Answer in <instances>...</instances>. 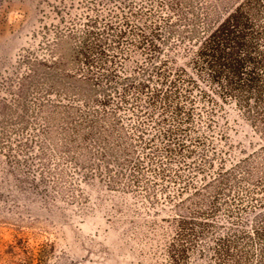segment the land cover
Instances as JSON below:
<instances>
[{
	"label": "rangeland",
	"instance_id": "374dc122",
	"mask_svg": "<svg viewBox=\"0 0 264 264\" xmlns=\"http://www.w3.org/2000/svg\"><path fill=\"white\" fill-rule=\"evenodd\" d=\"M195 1L217 24L243 0ZM86 3L0 0V264H214L206 248L211 235L201 243L195 231L180 234L183 222L191 227L183 215L192 198L179 193L193 172L176 163L159 174L163 139L153 122L144 126L145 141L156 153L136 139V116L122 110L125 149L98 167L95 146L79 148L67 136L69 120L57 116V98L45 90L48 69L38 59L49 61L46 45ZM169 41L162 55L188 64L187 40ZM214 121L208 133L217 157L212 171L240 163L237 177L251 178L253 191L263 195L264 129L233 102L219 103ZM225 203L218 200L210 233L230 226ZM256 215L243 214L247 229Z\"/></svg>",
	"mask_w": 264,
	"mask_h": 264
},
{
	"label": "trees",
	"instance_id": "16d2710c",
	"mask_svg": "<svg viewBox=\"0 0 264 264\" xmlns=\"http://www.w3.org/2000/svg\"><path fill=\"white\" fill-rule=\"evenodd\" d=\"M196 4L87 0L85 10L46 45L49 61L46 55L38 59L48 69L45 90L57 98L58 118L69 120L71 141L86 150L95 146L98 167L125 149L122 110L136 116V139L156 153L152 141H145L144 126L153 122L163 139L159 174L176 163L193 172L179 193L192 198L183 215L191 227L183 222L180 234L195 231L201 243L211 235L206 248L214 264H264V215L258 213L264 194L253 191L251 178L237 177L240 163L214 173L217 157L208 138L219 103L233 102L264 129V0H243L217 24ZM171 38L173 46L187 40L188 64L178 66L176 57L162 55ZM220 198L230 226L210 233ZM254 211V226L247 229L243 214Z\"/></svg>",
	"mask_w": 264,
	"mask_h": 264
}]
</instances>
